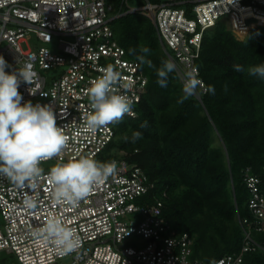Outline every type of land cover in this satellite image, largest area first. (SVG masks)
<instances>
[{"label": "built area", "instance_id": "obj_1", "mask_svg": "<svg viewBox=\"0 0 264 264\" xmlns=\"http://www.w3.org/2000/svg\"><path fill=\"white\" fill-rule=\"evenodd\" d=\"M141 2L131 5L130 0H120L117 8L115 0H0V56L12 66L6 71L32 65L33 82L19 88L23 102L51 105L57 125L68 137L62 157L40 165L43 174L36 209L24 206L26 189L0 176V253L15 255L19 264H252L245 255L264 251L254 239L256 232H264V194L261 178L249 168L244 182L250 193V217H238L242 250L210 263L193 257V236L173 231L163 214L166 193L161 198L156 195V184L136 163L113 160L115 175L95 184L90 195L75 206L53 200L47 180L51 167L78 155L106 162L103 155L115 137L116 124L95 133L85 130V119L92 112L87 89L102 69L111 65L121 74L117 91L132 101V112L124 117L134 119L139 114L149 79L116 40L113 19L125 13H145L155 26L161 48L176 65L183 87L192 75L200 81L198 91L203 93L207 89L198 78L196 62L204 33L222 21L243 41L250 29L264 27V0ZM122 7L127 11L120 13ZM53 216L81 237L77 251L61 255L46 239L34 237Z\"/></svg>", "mask_w": 264, "mask_h": 264}, {"label": "trees", "instance_id": "obj_2", "mask_svg": "<svg viewBox=\"0 0 264 264\" xmlns=\"http://www.w3.org/2000/svg\"><path fill=\"white\" fill-rule=\"evenodd\" d=\"M115 3L119 8L120 0ZM126 11L122 7L120 13ZM111 27L128 58L139 62L136 56L146 55L152 66L139 62L149 80L138 117L116 123L103 158L136 163L156 184V195L166 193L164 217L173 231L194 237L193 257L210 263L241 252L238 217H250L246 168L261 178L264 194V79L247 71L264 64V27L250 29L243 41L222 21L204 33L196 64L207 90L199 98L185 96L175 71L167 87L158 85L156 70L169 59L145 14L125 13ZM143 47L150 51L141 53ZM236 64L245 71L236 72ZM135 132L141 136L133 142ZM254 239L264 246V232ZM245 258L264 264V251Z\"/></svg>", "mask_w": 264, "mask_h": 264}, {"label": "clouds", "instance_id": "obj_3", "mask_svg": "<svg viewBox=\"0 0 264 264\" xmlns=\"http://www.w3.org/2000/svg\"><path fill=\"white\" fill-rule=\"evenodd\" d=\"M147 47L140 52L147 54ZM134 53V49H130ZM141 64L151 65L146 55H137ZM18 64V61H17ZM12 66L0 56V176L6 177L19 189H26L24 206L36 209L39 204V181L43 174L41 163L54 157H62L68 146V137L64 129L57 125L56 115L51 105L31 101L23 102L19 91L20 85L33 82L35 73L31 64L16 67L11 72L6 69ZM176 70L171 61H164L156 70L157 83L167 87L169 74ZM236 72H244V66L234 65ZM248 74L264 79V64L250 66ZM121 80L120 72L109 65L102 69V74L90 82L87 96L92 112L85 119V130L95 133L98 129L123 120L132 112V101L117 91ZM200 81L192 75L186 79L183 87L185 96L195 94ZM214 93V89L209 88ZM146 126L142 124L141 127ZM141 133H133L132 140L139 139ZM117 172L115 161L100 162L88 156L61 161L51 167L47 180L52 186V197L55 203H67L75 206L86 199L95 184L107 180ZM31 193V194H29ZM34 237L46 239L61 255H68L81 247V237L68 227L61 219L53 216L47 223L33 233Z\"/></svg>", "mask_w": 264, "mask_h": 264}, {"label": "rangeland", "instance_id": "obj_4", "mask_svg": "<svg viewBox=\"0 0 264 264\" xmlns=\"http://www.w3.org/2000/svg\"><path fill=\"white\" fill-rule=\"evenodd\" d=\"M136 1L139 2V5L142 3L141 0H136ZM144 14L145 13H141V15H144ZM200 94H201V91H198L197 90V92L195 93V96L196 95L198 96ZM1 222H2V218L0 216V224H1ZM7 263H9V264H19L17 258L15 257V255H13V254H7L5 252H1L0 253V264H7Z\"/></svg>", "mask_w": 264, "mask_h": 264}]
</instances>
